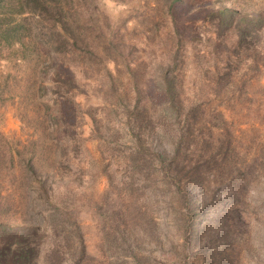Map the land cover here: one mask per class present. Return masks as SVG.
Listing matches in <instances>:
<instances>
[{
  "label": "rangeland",
  "instance_id": "1",
  "mask_svg": "<svg viewBox=\"0 0 264 264\" xmlns=\"http://www.w3.org/2000/svg\"><path fill=\"white\" fill-rule=\"evenodd\" d=\"M241 1L117 0L126 7L113 17L100 0H86V5L72 0L64 19L79 37L69 47L74 55L68 61L18 65L5 61L8 51L0 49V84L12 93L3 96L0 106L5 138L0 141V264H29L30 258L33 264H49L52 231L39 185L47 189L45 175L52 161L58 170L49 180L48 194L79 224L85 254L81 264H136L129 255L113 256L120 242L115 232L126 222L112 213L124 204L120 189L127 177L120 161L108 158L107 149H121L129 135L121 132L119 142L111 141L118 116L111 113V90L100 76H105L106 65L118 94L130 102L137 95L143 101L149 98L158 106L162 98L154 89L157 70L166 63L174 64L171 75L182 109L178 149L190 194L186 227L177 226L169 196L152 197L154 203L147 204L148 193L139 194L136 198L151 213L162 243L150 242L151 227L143 220L144 232L134 252L140 264H264V0H252L253 10L263 15V22L252 27L238 28L243 24L240 16L217 27L211 16L218 6ZM242 32L245 41L240 43ZM172 55L174 62L169 61ZM54 63L91 90L75 96L79 111L67 103L62 107L70 116L73 139L66 159L54 130L61 113L48 89ZM90 68L101 72L85 73ZM89 110L103 128L106 143L95 137ZM29 140L36 142L31 146ZM149 141L157 152L167 146L154 135ZM28 161L32 175L25 168ZM109 172L117 188L103 197ZM154 182L161 190L158 178ZM109 236L116 241L109 243ZM61 250L62 263L70 264L67 248Z\"/></svg>",
  "mask_w": 264,
  "mask_h": 264
},
{
  "label": "trees",
  "instance_id": "2",
  "mask_svg": "<svg viewBox=\"0 0 264 264\" xmlns=\"http://www.w3.org/2000/svg\"><path fill=\"white\" fill-rule=\"evenodd\" d=\"M71 1L0 0V49L8 51L5 61H13L14 64L18 65L33 63L34 66H38L42 61L47 62L48 60L59 63L64 60L68 61V56L70 54L71 56L74 55V50L69 47H74L79 37L76 28L71 29L67 27L66 20L64 19V17L68 16ZM85 1L79 0L83 5L87 4ZM253 5L252 0H242L241 2L220 5L211 13V16L215 17L217 27H222L226 25L227 21H233L236 17L240 16L243 24L239 25L238 28L245 29L246 27H252L255 24L263 22L262 13L255 12L252 8ZM244 33H239L240 38L238 42L242 43L245 41ZM42 47L46 51H40ZM91 59L92 57L90 56L89 60ZM99 61H101L100 56ZM169 61L174 62L175 55L169 57ZM166 64L159 65L157 70L158 80L155 83L154 89L162 98L158 106L149 98L143 101L137 95L134 102H130L118 94L112 74L108 71L106 65L102 67V72H104L105 76H100L102 80H107L111 90L110 95L112 96V100L110 102H113L111 113L118 116L117 129L111 135V141L114 139V141L119 142V134L121 132L129 135V139L127 140L129 143L120 144L121 149L111 147L107 149V152L110 154L108 158L111 160L114 158L115 161L119 160L123 166L121 171L127 177L125 181H121L120 189V191H124V195L126 196V199L122 200L124 204L117 206L118 211L114 210L112 213L116 218L117 215H121L126 222L122 230L119 228L115 232L120 242L116 246L117 250L114 251L113 256L119 259L120 257L129 255L136 264L142 262V259H138V254L134 252L135 246L140 245L139 239L144 232V229L140 225L142 222L146 221L151 227L150 229L146 224V227L150 229V242L156 240L162 243L160 234H157L159 230L153 228L151 213L142 209L144 206L136 198L137 195L148 193V196L145 195V202L147 204L154 203L150 199L152 197H159L162 194V199L165 200L169 196L168 203L170 205L168 206H173L172 203L175 204V222L181 229L186 227L187 219L184 212L188 211L190 203V194L183 181V176L186 174L185 166L179 160L178 149L183 139V132H180V128H178V119L182 109L178 104V91L175 86L174 77L171 75L174 64ZM52 66L49 68L48 89L51 91L52 105L58 107L61 113L55 119L54 130L58 133L57 146L60 147V155L66 159L73 139L70 132L71 127L67 125L70 116L65 113L66 111H62V107L67 103L79 111V105L74 102L75 96L77 94L89 93L91 90L87 84L84 85L85 87L80 85L76 77L69 70L63 69V66L59 68L57 63L52 64ZM96 70L98 69L90 68L85 73L94 72L95 76H98L96 75L97 72L101 71ZM92 76L90 75L91 78H93ZM3 90V86L0 84V106L3 103V96L5 94L12 96L10 89L6 92ZM141 102L142 106L140 105ZM158 107L159 109H157ZM88 115L95 126H93L95 137L100 143H106L107 139H104L102 134L103 128L99 126L95 115L90 110ZM42 135L45 136L44 132ZM151 135H154L158 139V143H165L167 145L166 148L160 152L153 150L151 142H148V137ZM3 139L5 138L0 133V141H3ZM35 142L36 140L28 141L31 146ZM49 142V135H47V144ZM80 142L83 143L82 140ZM9 152H11L9 159L13 162L11 149ZM17 154L20 156L21 152L17 151ZM48 154L50 155L49 152ZM25 168L31 175L34 173V167L30 161L27 162ZM56 170H58V167H56L55 162L53 163L52 161L50 164H47V175H45L47 177V189L46 184L41 183L39 185L41 193L45 197V203L48 206L47 226L52 231V234L49 236L51 245L47 252L49 264H63L64 252L61 250V247L67 248L66 252L70 258L68 259L70 264H81L85 254L79 224L68 209L55 205L52 202V196L48 194L49 180L55 177ZM105 175L108 180V190L104 193L103 197L117 188V184L113 185L112 174L109 172ZM157 178L161 190H157L154 187V181ZM110 238L112 239V236H109ZM112 241L116 240L112 239L108 242L112 243ZM113 248L110 247L109 250L112 251ZM33 260V258H30L28 263L33 264Z\"/></svg>",
  "mask_w": 264,
  "mask_h": 264
},
{
  "label": "clouds",
  "instance_id": "3",
  "mask_svg": "<svg viewBox=\"0 0 264 264\" xmlns=\"http://www.w3.org/2000/svg\"><path fill=\"white\" fill-rule=\"evenodd\" d=\"M100 4L103 10L113 17L118 16L126 7L124 4L117 3V0H100Z\"/></svg>",
  "mask_w": 264,
  "mask_h": 264
}]
</instances>
